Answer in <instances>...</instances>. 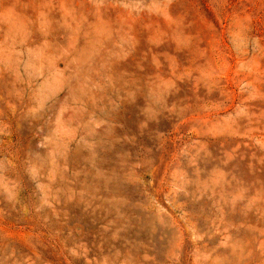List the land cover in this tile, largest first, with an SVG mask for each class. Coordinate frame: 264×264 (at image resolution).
Masks as SVG:
<instances>
[{
    "label": "rangeland",
    "instance_id": "1",
    "mask_svg": "<svg viewBox=\"0 0 264 264\" xmlns=\"http://www.w3.org/2000/svg\"><path fill=\"white\" fill-rule=\"evenodd\" d=\"M0 264H264V0H0Z\"/></svg>",
    "mask_w": 264,
    "mask_h": 264
}]
</instances>
